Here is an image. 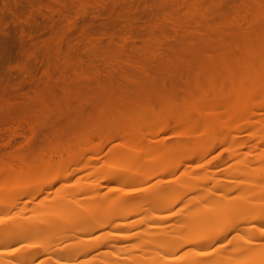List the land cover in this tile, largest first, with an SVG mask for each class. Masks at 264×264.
Instances as JSON below:
<instances>
[{
	"label": "bare ground",
	"instance_id": "bare-ground-1",
	"mask_svg": "<svg viewBox=\"0 0 264 264\" xmlns=\"http://www.w3.org/2000/svg\"><path fill=\"white\" fill-rule=\"evenodd\" d=\"M54 1L61 15L69 9ZM183 3L181 18L161 9L177 35L188 31L196 41L183 53L197 61L192 80L180 76L166 91L149 76L151 56V66L130 65L147 91L94 90L93 112L82 118L76 109L82 119L53 139L44 135L40 153L30 138L24 152L0 159L6 264L41 256L69 264L89 252L103 264H264V0L232 15ZM13 118L10 129L0 121L3 132L20 126ZM33 118L20 119L35 135ZM49 188L53 196L29 203ZM87 193L94 196L82 198ZM132 238L138 251L114 250Z\"/></svg>",
	"mask_w": 264,
	"mask_h": 264
},
{
	"label": "rangeland",
	"instance_id": "rangeland-1",
	"mask_svg": "<svg viewBox=\"0 0 264 264\" xmlns=\"http://www.w3.org/2000/svg\"><path fill=\"white\" fill-rule=\"evenodd\" d=\"M53 1L0 0V121L8 120L10 123V119L15 117L12 121L16 119L17 123L20 121L22 126L24 125V128L21 127L23 129L18 128L20 123V126L12 125L14 127L11 132L14 133H11L7 128L10 129L12 123L0 122L1 125H9L5 126L7 130L2 128L5 132L0 129L5 133L2 135L0 132V159L8 154L24 152L30 138L33 153H40L45 146L44 135L48 134L49 138L53 139L61 128H70L69 124L77 123L76 120L80 117L75 115L80 113L82 118H87L89 113L93 112V106L89 103L94 100L89 99V95L94 93V90L97 92L100 89L105 94L109 91L110 84L118 88L119 92L128 89L137 94L141 87V90L147 91L148 83L130 66L132 64L148 63L151 56H155L156 60H151L156 61V65L151 66L148 63L151 66L149 76L159 86L164 85L166 91L176 86L178 77L190 81L196 76L194 70L198 65L197 61L194 56L187 57L183 54L185 47L196 43L195 39L188 31L177 35L172 22L161 9L165 6L176 10L181 18L185 12L183 0H85L82 3L78 0H65L69 8L63 11L66 16L58 12L60 6ZM189 1L199 2L204 10L227 15L234 14L248 2ZM54 4L57 10L52 7ZM46 8L52 12L56 11L55 14L59 13V16L55 15L54 18V14L51 15L52 12ZM46 12L54 21L49 20ZM82 33L83 36L87 33L92 40H87V34L84 36L87 41L83 40V36L81 40ZM109 36H113V39H109ZM123 36H129L131 40L124 41ZM160 63L165 64L167 69L163 70ZM112 65L115 69L111 68ZM206 66L208 67V64ZM166 70L171 72L167 74ZM104 94L98 96L99 99H102ZM30 117H34L36 121V129L33 130V127L31 130L36 131L35 135L30 133L32 126L29 128L25 125L27 123L21 122L23 120L20 119H31ZM80 122L78 123L83 124L85 119ZM75 125L72 131L79 129ZM67 128L64 129L67 131ZM39 165H42L41 162L38 167ZM54 190L55 188L46 189L29 203H39L41 199L53 196ZM107 192L108 190H105L95 194L99 195L100 199L101 194ZM93 196L94 194L87 193L82 198L89 199ZM130 197L140 199L142 196L140 193L131 192ZM27 199L23 197L21 201L25 202ZM1 225L2 223L0 227ZM139 243L137 238L119 241L114 250L136 252ZM16 246L20 247L21 244L10 247ZM50 261L41 256L34 259L33 263L51 264ZM68 262L103 264L91 252ZM0 264H6L3 258H0Z\"/></svg>",
	"mask_w": 264,
	"mask_h": 264
}]
</instances>
